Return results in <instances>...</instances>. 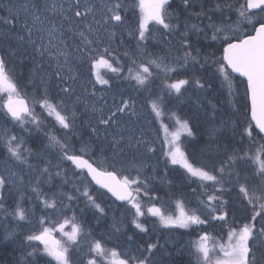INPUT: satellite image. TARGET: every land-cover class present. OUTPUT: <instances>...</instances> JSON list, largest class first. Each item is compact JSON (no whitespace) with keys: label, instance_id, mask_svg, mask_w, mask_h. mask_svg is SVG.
I'll use <instances>...</instances> for the list:
<instances>
[{"label":"snow or ice","instance_id":"1","mask_svg":"<svg viewBox=\"0 0 264 264\" xmlns=\"http://www.w3.org/2000/svg\"><path fill=\"white\" fill-rule=\"evenodd\" d=\"M181 6L184 9L195 7L192 0H181ZM127 7L122 0H9L7 16L0 17V27L5 29L0 32V40L7 43V47L0 48V93L7 97L0 104V116L14 128L18 126V131L24 134L17 135L12 129L0 128V213L6 218L11 217L17 224L27 221L28 216L34 215L41 204L43 207L39 210L43 213L51 212L58 216L65 212L73 213L71 218H65L58 225L66 241L54 238L52 233L57 230L55 227H42L39 232L22 235V238L15 229L6 230L0 238V264H40L45 256L51 257V260H45V264H52L53 260L55 264H102L98 257H107L109 254L118 256L115 249L109 253L100 240H91L88 241L87 259L78 257L81 240L91 237L92 232L85 231L82 223L73 222L77 220L76 211L85 210L74 208L73 205L78 206L83 200L86 208L94 210V216L107 215L105 208L97 203L98 197L92 194L90 185L106 190L116 201L125 205L126 211L132 212L131 224L138 234H148L149 228L145 223L148 217L156 218L160 225L169 230L195 231L197 228L211 227V222H220L223 231L230 216L236 223V211L241 213V220H249V208L252 209L249 222L242 225L237 223L228 229L227 243L219 244L222 258L213 259L216 246H208L211 237L207 231H202L197 240H190L187 245L177 246L174 242V251L164 252L166 261L163 257L154 258L155 251L164 247L157 238L155 243H147L146 247L137 246L139 256L130 255L128 259L114 260L112 264H264V144L254 154H250L251 149L246 151L243 148H233L229 152L228 143L221 153L220 145L217 144L213 155L208 141L218 139L228 127L227 121L213 123L216 121L215 106L206 117L209 126L199 137L208 149L207 160L198 158V153L199 157L206 153L204 148L197 147V133L194 131L197 125L190 124L189 120L175 117L176 130L166 140L165 164L182 169L177 178L182 186L191 188L196 204L194 208H187L184 201H177L179 211L176 215H165L162 207L157 206V202L164 203L159 190L153 186L157 168L142 159L154 154L155 148L146 139V128L138 122L140 115L136 100L132 97L125 99L121 96L114 108H97L95 103H84L85 111L95 118V125L91 123V117L86 121L90 139L78 149L66 142L77 136L76 105L82 103L75 87L81 78L77 72L79 66L88 68L95 83L111 87L110 80L98 71L106 68L116 79L135 81V87L147 91L149 95L153 93L152 85L159 74L162 73L167 80L171 75L184 73L186 78L165 85L167 95H171L172 90L180 93L182 87L190 83L200 89H211V82H201L202 77L196 74L208 73L212 65L217 67L211 75L219 73L225 81H228L230 73H239L247 78L245 117L247 119L250 113V119L240 133V140L235 142L243 144L247 139L251 145H255L258 140L264 141V0H245L239 5L236 9V29L227 18L222 24L206 25L212 31L210 37L204 28L182 23L179 14L170 12L171 0H133L128 19L122 14ZM234 7L228 0H217L215 8L207 11L223 13L232 11ZM207 11L202 9L193 15L199 19L206 16ZM208 18L211 20V17ZM240 24L250 25L252 34H249V29L240 35L226 34L237 32ZM153 25L176 38V50L183 51V55L173 57L171 42L166 39L165 43L169 45L167 54L149 51L148 42L153 39ZM10 28L16 31H9ZM117 29L121 30V37L126 34L136 42L135 53L125 51L122 54L132 65L127 67V75H124L126 65L113 47ZM193 32L197 34L196 41L190 35ZM200 34L206 40L220 41V58L214 59V52L201 55V49L196 46ZM13 43L25 51L31 49L33 70L28 83L39 80L38 91L41 96L39 100L33 99V103L38 104L48 117H55L59 126L57 130L64 132V137L44 132L46 123L21 96L19 82L13 79L7 68V58L14 54L9 51ZM46 67L50 71L45 72ZM53 79L57 82V91L50 95V82ZM88 84H93V81L84 80L80 83L85 93ZM91 95L95 96V91ZM69 100L71 105L67 102ZM164 106V96H157L150 101L154 118L161 116ZM33 130L43 133L47 143L40 136L33 135ZM68 133H72V136ZM235 134L233 129V136L226 138L229 143L234 141ZM25 136L32 139L35 150L23 147ZM91 138H95L97 144L94 145ZM184 140L189 141L190 150L183 143ZM53 155L57 157L56 163L50 158ZM30 158L37 163H31ZM64 162H70L73 166L74 178L69 177L61 167ZM164 172L167 175V167ZM26 175L29 177L27 180ZM57 179L59 185L55 184ZM69 184L70 191H63ZM168 184L170 187L175 186L172 181H168ZM193 184L195 188H192ZM209 185L212 194L208 193ZM42 186L59 187L61 190L49 194L42 190ZM13 189L19 196L16 207L9 211L5 203L10 202ZM199 189L203 191L197 195ZM234 190L235 199L241 205L239 208H233L230 201L224 199L226 195L231 196ZM25 192L35 197L36 206H22L25 200L33 203L32 197L25 196ZM257 222L262 226L257 228ZM38 223L43 226L55 222L50 221L47 215H42ZM96 223H100L99 218H96ZM65 226H70L71 231H64ZM121 227L122 220L113 216V231L119 233ZM127 241L132 243L134 236H127ZM34 242H39L43 247L33 246ZM9 247L11 253L5 255ZM9 255L13 258L9 259Z\"/></svg>","mask_w":264,"mask_h":264},{"label":"trees","instance_id":"2","mask_svg":"<svg viewBox=\"0 0 264 264\" xmlns=\"http://www.w3.org/2000/svg\"><path fill=\"white\" fill-rule=\"evenodd\" d=\"M8 2H9V0H0V17H6L7 16L6 7L8 5ZM122 2L125 3L126 5H128L125 12H128V14L131 13L133 0H122ZM192 2L195 5V7L191 8V9H184L181 6V0H172L171 1V8L169 10H170V12L174 11L175 14H179L182 23L186 22L189 26L197 25L200 28H204L205 31L207 32L208 36L210 37V35L212 34V31H211V29H208L205 26L210 24V23H216L218 25L220 23H222L220 15L226 16L229 23H231V21H238V13L236 12V9L239 8V5L244 3L245 0H228V3L233 4L235 7L233 8L232 11H224L223 13H221L219 11H207V10L215 8V4L217 3V0H192ZM202 9L207 11V15L202 16L199 19L196 18L195 15H193V13L200 12ZM137 11H138V9L136 10V12ZM122 14H125V13H122ZM128 14L125 15L126 19L130 18ZM208 17H211V20ZM192 19H193V21H192ZM175 22L176 21H173V23H175ZM245 25L247 27H251L250 25H247V24H245ZM17 29H18V27H17ZM8 30L9 31H16V29H11V28ZM183 30H184L183 27H181V31H183ZM3 31H5V29L0 27V32H3ZM161 32L164 35V40H162V43L159 44L156 42H152L150 40L148 42V50L151 52L160 53L161 55H164L165 52H167V51H165V47H164V45H166L165 39L167 41H170L172 46L173 45L176 46V38H174L172 36H168L167 33H165L162 30H161ZM249 32H250V28H249ZM120 33H121V30L117 29V37L115 38V40L113 42V47L117 49L116 54L118 56H120L121 62L126 65V67L124 69V75H127V67L132 66V65L130 64V61H128L127 58H125L122 54L125 51H128L130 53H134L132 49L134 48V46H136V45H134L136 43H135L134 39L129 38L126 34L123 35V37H121ZM190 35H191L193 41L197 40V34L195 32L190 33ZM118 39H120V40L118 41ZM121 40H123L122 43H121ZM206 44H207V46H206ZM196 46L201 49L202 55H207L210 52H214L215 53L214 59H218L222 56V48L220 47V42H218L216 44L211 40L208 41V39L207 40L204 39L203 34H200L199 43ZM5 47H7V43L4 40H0V48H5ZM9 51L13 52L14 54L7 58V67L9 68V70H10L9 73L11 74V65H10L8 60L11 59L10 61H14L15 70H13L14 71V78L13 79L19 82L18 86L20 88V93L25 94V91H27L29 93V90H34V91H36V93L38 95H40L39 91H38L39 81L35 80V83L33 86L31 85V83H28V81L31 77L32 69H33L32 68L33 62H32V59H30L31 53L28 50L25 51L23 47H20V46L16 45L15 43H13L11 45V47L9 48ZM27 52H28V54H27ZM0 54H2V53H0ZM194 54L195 53H193V55ZM214 69H215V65H212V67L208 73L205 74L204 72H200V73L196 74L197 76L202 77L201 82H204V80H209L212 84L211 89H206V90L200 89V88H197L194 84L190 83L188 85L183 86L180 93H176L175 90H172L171 95H167V89L165 88V85L168 83H172L177 79L186 78V75L184 73L171 75L169 77V79H167V80L164 79L162 73L159 74L155 80L154 85H152V88H153L152 95H149V93L147 91H144L143 89H137L135 87V81L130 82V85L134 89V91L127 93V91L123 90L122 88H123L124 84L126 82H129V81L124 80L122 85H120V83L117 82V79L114 77V75L112 73H110V71L106 68L99 69V72L105 79L110 80L111 87L106 86V85H99L98 83H95V82H94V86L99 87L102 94H105V96L100 97V99L102 101L104 100L105 102H106V98L108 97L112 102H115L116 104H118L120 99H121V96H123V95H124L123 98H125V99H127L129 97H132L133 99H135L137 112L140 115V120L138 122L141 123L142 126L146 128L147 133H148L146 136V139L149 141L152 138L151 137L152 134H154L155 132L159 133L160 127H165V124L170 125V122L167 118L169 115H171V117L173 119H175V117H179L181 119H186V120L190 121V124L195 123L197 125V127L194 128V131H196V133H197V147L201 148V146H203V148L205 149V153H206L202 158L199 157V153L197 155L199 158H201V159L204 158V160L205 159L207 160L208 159V155H207L208 149L204 146L205 145L204 141L199 140V137L203 134L205 129L209 126V124H207L208 122L206 120V117L208 114H210L212 107L215 106V108H216V121H214L213 123L219 124L220 121H227L228 127H227V129H225L223 135L219 136L218 139L208 141V143L211 144L213 155H215L217 144L220 145V151H221V153H223V151L225 150V144L226 143H228V151L229 152H231V150L233 148H235V149L243 148L246 151L253 148V150L256 151V146L260 142L259 140H258L259 142H257V145L255 144V146H252L250 144V142L247 141V139H245L243 144L235 142V141L240 140V133L247 126V120L249 119V118L246 119V117H245V112L247 111V109L245 108L246 88H245L244 82H242L239 78L232 76V79H231L232 82L231 83L234 86V90H233L232 94H229L225 88L224 89L222 88L221 75L219 73H216L214 75V78H216V80L211 75V72L214 71ZM83 73H85L86 75H89L88 68L86 66H84ZM53 81H55V80L53 79L50 84L52 85V87H55L54 84H52ZM120 88H121V93L119 90ZM222 91H223V93H222ZM157 96H164L165 106L163 108V112H162L161 116L154 118V114L152 113V110L150 107V101H151L150 99L156 98ZM3 99H4V96L1 93L0 94V104H2ZM81 105L82 104L80 103L79 106H81ZM203 112H204V114H203ZM77 114H78V111H77ZM37 116L47 124V127L50 130L57 128L54 116L48 117L47 113L45 114L44 111H41L39 109H37ZM133 119H136V117H133ZM205 122H206V124H205ZM93 123H94V121H93ZM206 125H207V127H206ZM5 127L15 131L17 135H24L22 132H19L18 130L16 131L15 129H13L12 126L10 125V123H7V121L2 116H0V128H5ZM233 129H235V133H236L235 138H234V141L229 143V141L226 138H231L233 136ZM88 131H89L88 128H85V127L84 128L80 127L79 130H77L75 128V132L78 133L79 137L88 134ZM44 132H49V131L47 129H44ZM33 135L40 136V138L44 141V143H47V139L43 135V133L35 132ZM71 136H72V133H70V137ZM58 137H60V135H58ZM62 137H63V135H61V138ZM24 138H25L26 143L23 145V147L28 148V146H30V148L35 150V145L33 144L32 139L27 137V136ZM77 139L78 138L73 137L71 139L70 145L72 144V147H75L78 149L79 144L76 141ZM190 139L191 138H189V140ZM182 140H183V137H182ZM205 140H207V137H205ZM183 143L186 145V147H188L189 150L191 149V145L189 144L188 140H184ZM93 144L95 145L97 143H93ZM261 144H264V141H261L260 145ZM50 158H54V156H50ZM164 158L165 157H162L161 153H159V154L154 153V154H148V156H145L142 159L146 162H147V159H149V162H147V163L150 165H156V166H157V161H159V167L157 168V171L155 172L154 175H157L158 177H161L165 180L176 181L177 186H175V189H172V192H173L172 195H170V193H169V189H170L169 186L167 187V191H166V190H162L158 186V184L153 185L154 187H156L159 190V195L163 199L173 198L174 196L178 199H179V197L181 199H183L185 194H186V196H188L187 192L185 191L188 187L182 186L181 181L179 182V180L177 178V176L179 175V172L182 170L179 169V167H177V166H173L171 168L169 164L166 165ZM30 162L33 164L37 163V161L35 159H32V158H30ZM61 167L64 170H66L67 175L69 177H73V169L67 163H65V162L62 163ZM165 167L168 168L167 175H165V172H164ZM177 169H179V171H177ZM17 170H19V169H17ZM53 171H55V169H53ZM149 174L151 175L152 173L149 172ZM28 178L29 177L26 175L25 180H27ZM59 183H60V181H59V179H57L55 181V184L59 185ZM194 186L195 185H192V187H194ZM70 189H71V184H69L67 186V188H64L63 191H70ZM42 190L46 193L51 194V192H59L61 189L59 187L49 188V187H43L42 186ZM90 190L92 191V194L94 196L98 197L97 201L98 200L101 201L103 199V197L106 198L107 200H109L107 198V196L104 195L100 190L97 191L93 187H91ZM207 190H208V193L209 192L212 193V188L210 185H209ZM198 191H203V189H199ZM72 194L74 195V193H72ZM18 196H19V193L16 192L15 189H13L10 202L5 203V207L9 211H12L16 207V201H17ZM25 196L32 197L33 203L30 204L27 200H25L23 202V205H22L23 207L29 208V207H32L33 205H35V197L32 196V194L30 192H25ZM233 197H236V191L235 190L231 193V197H229L227 195L224 197V199L230 201V206H232V207L234 206V204L231 203V200ZM236 201H238V200H236ZM65 202H67V201H65ZM81 202L82 201H80L79 204ZM110 202H111V200H109L108 203H110ZM39 207H40V205H39ZM73 207L76 208V205H73ZM111 209H112V206L110 205V208H107V210H105L106 213L109 212V215H110ZM251 211H252V209L249 208V220H250ZM38 213H40V212H38ZM72 214H73L72 212H65L63 214V216L67 215V216L71 217ZM75 214L77 217V211ZM113 216H115V214ZM3 217H5L4 214L0 213V226H1V221H3V219H4ZM240 217H241V213L239 211H236V213H235L236 223H233V217L230 216L228 224L236 226L237 223L243 224V223H246V221H249V220H241ZM8 218H10L9 220L12 222V224L16 223L15 220H13L11 217H8ZM91 218H92V213H89L87 215V219H86V226H87V228L93 230L97 235V233L102 231V230L101 229L97 230L93 226V219H91ZM123 218L129 222V225H131V223H130L131 217L129 219V217L125 218L123 216ZM27 221L31 222L30 216H28ZM78 223H80V222H78ZM145 223H146V225H149V223H150L149 219H146ZM37 224H38V220L35 218V220L32 222L31 225H33V227H34ZM211 224H212L211 227H207L204 229L197 228L195 231L192 230V231H186V232H183V231L178 232L177 230H169V231H166V230L162 231L161 230V233H159L158 235L154 234L153 232H148L147 235L138 234L137 231L135 229H133V231L136 233H131L128 235L126 233H124L122 236L117 235L114 237V240L116 241L115 242L116 247L119 248L120 252L125 253L127 256H130V255L139 256L140 253L138 251H136L137 246L146 247L147 243H155L157 238H159L160 244L164 246L165 245V239L164 238L168 237L171 233L173 235H175V233L179 234V235H176V237H175L176 238L175 243L177 246H179L180 244L186 245V242L181 238V237H183L181 234L189 235V234H192L193 232L197 233L198 231H201V230L202 231L207 230V232L210 231L211 233H213L215 235H220L221 233H223V231H221V223L220 222H211ZM227 226H230V225H227ZM227 226H225V227H227ZM256 226L261 227L262 225H261V223H259V224H256ZM26 227L27 228H25V230H24V231H26L25 235H27L29 233L30 225L26 226ZM103 232H104V229H103ZM108 232L109 231H107V233ZM130 235L134 236V241L132 243H129L127 241V236H130ZM187 235H184V238ZM0 238H2L1 231H0ZM21 238H22V235H21ZM94 238H96L97 240H103L101 237H98V236L94 237ZM177 239H179V240H177ZM173 243H171L168 247L164 246L162 249L155 251L154 258L160 259L161 257H163L166 261L167 257H164V252L165 251H174ZM8 253H11V247H9V249L7 250V253H5V255H8ZM16 255H18V253ZM144 255H147V253H144ZM8 258L12 259L13 257L11 255H9ZM102 260L105 261L104 259H102ZM44 263L45 262H43V259H42L40 261V264H44Z\"/></svg>","mask_w":264,"mask_h":264},{"label":"rangeland","instance_id":"3","mask_svg":"<svg viewBox=\"0 0 264 264\" xmlns=\"http://www.w3.org/2000/svg\"><path fill=\"white\" fill-rule=\"evenodd\" d=\"M172 12L175 14L174 11H172ZM137 13H138V11H137ZM220 16H221V20H222V23H223L224 20H225V18H226V16H224V15L223 16L220 15ZM231 22L232 23H230V24L232 25V27L234 29H236L237 28V21H231ZM222 23H220V24H222ZM17 27H19V25H17ZM249 28L250 27H247L245 24H240L239 27H238V31L237 32H235V33L229 32V33H226V34L227 35H234V34L235 35H240V34H243L246 29H249ZM152 35H153V39L151 40L152 42H156V43L161 44L162 43V40H164V35L161 32V30H159V27L158 26H154V25L152 26ZM222 35H224V33H222ZM119 40L120 39H118V41ZM209 40L210 39H208V41ZM213 42L217 44L220 41H213ZM134 45H136V44H134ZM164 47H165V51H167L169 45L166 44V45H164ZM132 50L135 53L136 46H134V48ZM28 51L31 53V49L30 48L28 49ZM165 54H167V52H165ZM180 55H183V51H177L176 50V46L173 45L172 46V56L175 57V56H180ZM8 61H9L10 65H11V68H13V70H15V68H14V61H10V60H8ZM216 67L217 66L215 65V68ZM78 68H77V72L81 74V78H80V80L77 81L75 87H76L77 95L80 96V99L82 101V103H81L82 105L81 106H79V104L76 105V113L78 111L77 119H76V125H77L76 129L77 130H79L80 127L88 128V126H87L88 124L86 123V121H89L90 120V117H91V114L85 111V109H84V103H88V104L95 103L97 108H100V107H106V108L107 107H113L114 108L115 105H116V104H108V103L103 102L101 99H97V98H100L102 96H105V94H102L101 90L99 91V87L97 88V91H99V92L98 93H95V96H92L91 95L92 91H89V90L91 89L90 87L93 86L95 80L90 75L87 76L85 73H83L84 66H79ZM44 70H45V72L50 71V69L47 68V67ZM98 71H99V69H98ZM9 72H10V70H9ZM221 79H222V82H221L222 88L223 89L225 88L229 94H232V92L234 90V86L231 83L232 82L231 81L232 78L230 77V75L228 77V81H225V79H224V77L222 75H221ZM84 80H92L93 81V84H88L87 85V92L86 93L83 92V90L80 88V83L82 81H84ZM36 81H39V80H36ZM123 81H124L123 79H117V82L120 83V85H122ZM229 82L231 84V87L230 88H229ZM34 83H35V81H33L31 83V85L33 86ZM56 83H57L56 81H53L52 84H54V86H55ZM38 85H39V83H38ZM99 85H101V84H99ZM122 89L125 90V91H127L128 93L134 91V89L130 85V82H126L124 84V86H123ZM119 90L121 92V88ZM56 91H57L56 87H52V85L50 84V95H54L56 93ZM25 94L27 95V97L29 99V103L31 105V108H33V110L36 113V115H37V109L43 111L38 104H34L33 103V99H36V100L41 99V96L38 95L36 93V91L29 90V93L27 91H25ZM61 98L62 97H57V99H61ZM153 99H155V98H152L150 100L152 101ZM106 101L109 102V103H115V102H112L108 97L106 98ZM67 102L69 104H71V101L70 100L67 101ZM45 114H46V112H45ZM167 118H168V120L170 122V125L165 124V125L168 126L167 127V129H168L167 132L165 131V127H160L159 128V133L158 132H155L154 134H152V138L150 140L151 143H152V147L155 148V153H158V154L161 153L162 154V157H165L164 153L167 151V143H166V140L168 138H170L171 133L176 130L175 119H173L171 117V115H169ZM93 121H94V123H93ZM91 123L93 125H95V118L94 117H91ZM205 124H206V122H205ZM11 126L16 131L18 130V126H16V128H14L13 125H11ZM56 127L57 128L56 129H53V130H50L48 127H46L45 129H47L49 132H51L52 134H54L56 136L60 135V137H61V135H63V137H64L65 133L57 130L58 127H59L57 124H56ZM34 133H35V130H33V134ZM68 135L70 136V133H68ZM76 138H78L76 140L78 142V144H79L78 148H80L82 146V143L84 141H87V140L90 139V137H89L88 134L79 137L78 133H77ZM66 142L70 143V141H66ZM91 142L92 143H97V141L95 140V138H91ZM260 142L258 143V145L256 143V145H257L256 146V149L260 146ZM252 146H255V145H252ZM71 147H72V144H71ZM28 148H30V146H28ZM201 148H203V146H201ZM254 153H255V150H253V148H252L250 154H254ZM97 155H99L98 149H97ZM53 156H54V158H51V159H52L53 163H56L57 162V157H56V155H53ZM164 161H165V158H164ZM147 162H149V159H147ZM147 162L145 161V163H147ZM158 167H159V163L157 164L156 168H158ZM26 171L27 170L24 169V172H26ZM134 174L135 173H133V175ZM155 177H156V181H155L154 184H158V186L162 190H166L167 191V187L169 186L168 181H172L173 184L175 186H177L176 181H173V180H165V179H163L161 177H158L157 175H155ZM193 185H195V184H193ZM175 186L174 187H170L169 186L170 187V189H169L170 195H172V193H173L172 192V189H175ZM91 187L92 186L90 185V188ZM195 187H196V185L194 187H192V188H195ZM185 191L187 192V195L188 196H186V194H185L183 199H181L180 197L178 199V198H176L174 196L173 198L163 199V201H164L163 204L157 202V206L158 207H162V210L164 211L165 215H176V214H178L179 205L177 204V201H181V200L184 201L185 206L187 208H194V207H196V204L194 202V197H193V194L191 192V189L190 188H187ZM197 194H199V191L197 192ZM209 194H212V193L209 192ZM74 195H75V193H74ZM229 197H231V196H229ZM201 199H206V197H202ZM81 201L82 202L78 206L76 205V208L78 207L79 209H85V210L83 212H80L79 210H77V219H78V222L84 224L85 231L91 230V229L87 228V226H86V219H87V215L89 213H92V219L94 217V219H93V222H94L93 223V226L97 230H100L101 229L102 231L98 232L97 235H96V233L93 230H91L92 236L91 237H88L86 240H81L80 248L78 250V257H82L84 259H87V255L86 254L88 253V248H89L88 241L97 240L94 237H97L98 236V237H101L103 239V240H100V241L104 245V247L107 250H109V253L111 252L112 249H115L117 251V253H118V256H116V257H112L110 254L107 257H98V260L102 261V264H112V262L114 260L123 259L124 257H125V259H128L129 256H127L125 253L120 252L119 248L116 247V244L114 243V242H116L114 240V237L117 236V235H121L122 236L124 233H126L127 235L128 234H131V233H136V232L133 231L134 226L132 224L129 225V222L126 219L123 218V216L125 218H128L129 217V219L131 217V220H132V212L131 211H126V207H124V208L122 207L121 209H117V206L116 205H114L111 202L108 203L109 200H107L106 198L103 197V199L101 201L98 200L97 203L101 204V206L104 207L105 210H107V208H110V205H111L112 206L111 214L109 215V212H108L106 216L97 217V216H94V210L93 209H90V208H86L85 207V201H83V200H81ZM231 203L234 204L233 208L241 207V205L239 204V201H236L235 197L232 198ZM149 206H151V205L149 204ZM114 213H115V216L118 219L122 220L123 227H121V231L119 233H115L113 231V229H112L113 215H114ZM37 214H39V213L37 212ZM50 214H51V212H50ZM55 216L56 215H50V216H48V218H49L50 221H53V222L57 223L58 222V219L55 218ZM3 218L4 219H3V221H1V226H0V231H1L2 236H3V234L5 233L6 230H12V229H15L17 232L21 233L22 231L25 230V228H27L26 226H29L31 224L30 221H25V222L22 221V222H20V224H17V223L12 224V222L9 220L10 218H6V217H3ZM96 218H99V220H100V223L99 224L96 223ZM148 219L150 221L149 225H147V227L149 228V232H153L154 234L158 235L159 233H161V230L162 231H164V230L169 231V229L164 228L163 225H160L158 223V220L156 218H154V217H148ZM249 221H246V223L249 222ZM257 221H259V218H257ZM63 222H64V218L63 219L61 218V223H63ZM51 224L52 223H46L45 225L40 226V227H37V228H34L33 225H30V227H29V233H32L30 231L39 232L40 230H42V227H49L50 228V225ZM257 224H259V222H257ZM227 225H230V226H227ZM117 226L120 227V225H117ZM225 226H227V227H225ZM225 226H223L224 227V230H223V233H221L220 235H215L213 233H209L211 239L208 241V246L210 248H212L214 246V244L216 246V251L213 254V259L218 258V257L219 258H222L223 254L219 251V244H226L227 243V240H228V229L230 227H235V226H233L231 224H228V223L225 224ZM53 227H55V225H53ZM65 228H67L68 230H65L64 229V231H66V232L71 231V227L65 226ZM257 228H259V226ZM103 229H104V232H103ZM179 230L192 231V229H179ZM56 231L58 232V236H59V234L61 235V237L63 236L62 233L58 230V226H57V230ZM107 231H109V232L107 233ZM25 232L26 231H24L21 235H25L26 234ZM200 232H202V231H198L197 233H194L193 232L192 234H189V235H187V234H181L183 236L181 238L186 242V245H187L190 240L191 241L197 240L198 239V234ZM176 235H179V234L175 233V235H173L171 233L168 237H165L164 238L165 239V245L164 246L168 247L171 243L175 242L176 241V238H175ZM184 235H187V236L184 238ZM177 240H179V239H177ZM102 259H104L105 261H103Z\"/></svg>","mask_w":264,"mask_h":264},{"label":"bare ground","instance_id":"4","mask_svg":"<svg viewBox=\"0 0 264 264\" xmlns=\"http://www.w3.org/2000/svg\"><path fill=\"white\" fill-rule=\"evenodd\" d=\"M176 3V2H175ZM180 6V5H179ZM201 7V6H200ZM205 7V6H204ZM198 11V10H197ZM189 13V12H188ZM196 13V12H195ZM128 14V12H125V14L124 15H127ZM186 16V15H185ZM214 19V18H213ZM218 19V18H217ZM220 20V19H219ZM192 21H193V19H192ZM232 23V22H231ZM196 38V37H195ZM203 44V43H202ZM206 46H207V44H206ZM18 48V47H17ZM203 48V47H202ZM208 48V47H207ZM160 50V49H159ZM203 51V50H202ZM19 54V53H18ZM24 54V53H23ZM27 54H28V52H27ZM205 54V53H204ZM21 55V54H20ZM178 55V54H177ZM195 55V54H194ZM19 56V55H18ZM31 59V58H30ZM11 60V59H10ZM15 60V59H14ZM13 69V68H12ZM86 70V69H85ZM87 71V70H86ZM206 74V73H205ZM88 76V75H87ZM207 77V76H206ZM211 78V77H210ZM213 78H214V76H213ZM215 80H216V78H214ZM213 79V80H214ZM219 81V80H218ZM194 89V88H193ZM206 90V89H205ZM203 91V90H202ZM121 93V92H120ZM128 93V92H127ZM222 93H223V91H222ZM188 94V93H187ZM205 94V93H204ZM123 95V94H122ZM110 96V95H109ZM124 96V95H123ZM207 99V98H206ZM223 99V98H222ZM196 105V104H195ZM140 110V109H139ZM197 111V110H196ZM190 112V111H189ZM201 112V111H200ZM203 114H204V112H203ZM222 114V113H221ZM202 116V115H201ZM201 119V118H200ZM219 120V119H218ZM190 122V121H189ZM208 124V123H207ZM88 126V125H87ZM206 127H207V125H206ZM202 128V127H201ZM205 128V127H204ZM204 131V130H203ZM204 133V132H203ZM152 134V133H151ZM152 137V136H151ZM212 143V142H211ZM199 158V157H198ZM202 158V157H201ZM207 158V157H206ZM204 159V158H203ZM206 160V159H205ZM115 214V213H114ZM92 219V218H91ZM93 219H94V217H93ZM91 221V220H90ZM89 221V222H90ZM94 223V222H93ZM90 225V224H89Z\"/></svg>","mask_w":264,"mask_h":264},{"label":"water","instance_id":"5","mask_svg":"<svg viewBox=\"0 0 264 264\" xmlns=\"http://www.w3.org/2000/svg\"><path fill=\"white\" fill-rule=\"evenodd\" d=\"M235 75H237L239 78H241L242 80H246V84H247V78L246 77H243L241 76L239 73H234ZM250 104V101L248 102ZM249 118H250V113H249ZM98 187V186H97ZM106 191V190H104ZM107 192V191H106ZM109 195H111L110 193H108ZM115 199V197H113ZM118 203H122V202H119L117 201Z\"/></svg>","mask_w":264,"mask_h":264}]
</instances>
